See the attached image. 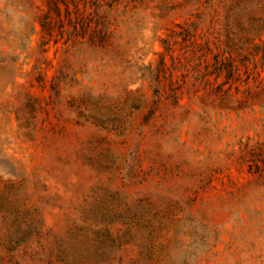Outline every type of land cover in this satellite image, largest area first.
I'll return each mask as SVG.
<instances>
[{"label": "rangeland", "instance_id": "1", "mask_svg": "<svg viewBox=\"0 0 264 264\" xmlns=\"http://www.w3.org/2000/svg\"><path fill=\"white\" fill-rule=\"evenodd\" d=\"M0 264H264V0H0Z\"/></svg>", "mask_w": 264, "mask_h": 264}]
</instances>
